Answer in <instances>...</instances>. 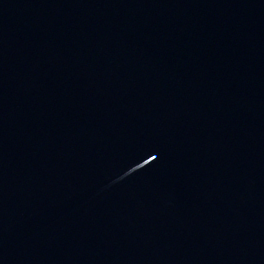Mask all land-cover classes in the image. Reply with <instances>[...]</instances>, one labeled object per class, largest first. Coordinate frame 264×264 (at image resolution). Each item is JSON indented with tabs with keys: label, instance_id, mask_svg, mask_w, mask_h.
I'll list each match as a JSON object with an SVG mask.
<instances>
[{
	"label": "water",
	"instance_id": "1",
	"mask_svg": "<svg viewBox=\"0 0 264 264\" xmlns=\"http://www.w3.org/2000/svg\"><path fill=\"white\" fill-rule=\"evenodd\" d=\"M0 264H264V0H0Z\"/></svg>",
	"mask_w": 264,
	"mask_h": 264
}]
</instances>
